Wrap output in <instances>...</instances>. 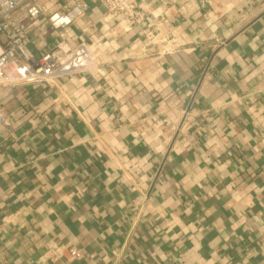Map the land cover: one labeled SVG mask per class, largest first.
I'll return each instance as SVG.
<instances>
[{"label": "crops", "instance_id": "crops-1", "mask_svg": "<svg viewBox=\"0 0 264 264\" xmlns=\"http://www.w3.org/2000/svg\"><path fill=\"white\" fill-rule=\"evenodd\" d=\"M138 1L67 31L91 71L0 88V264H264V0Z\"/></svg>", "mask_w": 264, "mask_h": 264}, {"label": "built area", "instance_id": "built-area-1", "mask_svg": "<svg viewBox=\"0 0 264 264\" xmlns=\"http://www.w3.org/2000/svg\"><path fill=\"white\" fill-rule=\"evenodd\" d=\"M92 1L101 9L103 19H126L129 28L144 20L138 0H69L61 10L48 15L39 0H0V88L52 86L60 78L91 71L94 55L84 43L73 46L67 31L86 15ZM158 1L168 11L180 0ZM34 29L44 37L54 35L55 42L43 50L32 48ZM11 117L0 101V136L5 139L13 136ZM65 253L71 260L83 258L81 250L56 244L42 259L56 262Z\"/></svg>", "mask_w": 264, "mask_h": 264}]
</instances>
